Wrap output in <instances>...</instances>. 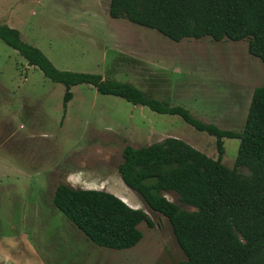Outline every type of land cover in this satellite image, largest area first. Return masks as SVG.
Returning a JSON list of instances; mask_svg holds the SVG:
<instances>
[{
  "label": "rangeland",
  "instance_id": "374dc122",
  "mask_svg": "<svg viewBox=\"0 0 264 264\" xmlns=\"http://www.w3.org/2000/svg\"><path fill=\"white\" fill-rule=\"evenodd\" d=\"M110 0H9L19 6L24 42L57 68L130 83L149 98L181 106L197 120L241 132L264 62L247 41L209 37L172 42L154 30L108 14ZM16 5V6H17ZM0 41V264H178L185 256L168 221L151 212L122 182L125 146L141 148L172 137L216 160L215 138L178 116L160 115L89 86L52 83ZM25 79V83H24ZM238 140L224 139L222 164L233 168ZM238 171L247 175L244 168ZM89 181L144 211L140 242L127 250L92 244L52 204L59 184ZM100 181V182H99ZM68 185V184H67ZM166 199L182 210L174 193Z\"/></svg>",
  "mask_w": 264,
  "mask_h": 264
},
{
  "label": "trees",
  "instance_id": "16d2710c",
  "mask_svg": "<svg viewBox=\"0 0 264 264\" xmlns=\"http://www.w3.org/2000/svg\"><path fill=\"white\" fill-rule=\"evenodd\" d=\"M108 14L154 30L172 42L209 37L215 42L247 41V52L264 62V0H110ZM0 41L15 50L28 67L64 87V111L75 86H89L102 96L169 116L215 138L213 160L177 138L149 146H125L117 172L153 212L165 218L185 256L178 264H264V87L255 88L241 132L222 130L194 118L181 106L149 98L130 83L100 74L58 70L18 30L0 26ZM238 140L233 168L222 164L223 140ZM244 168L247 175L238 169ZM174 193L186 211L168 201ZM53 206L94 245L127 250L142 239L138 225L154 224L114 194L59 184Z\"/></svg>",
  "mask_w": 264,
  "mask_h": 264
},
{
  "label": "crops",
  "instance_id": "0c3cea01",
  "mask_svg": "<svg viewBox=\"0 0 264 264\" xmlns=\"http://www.w3.org/2000/svg\"><path fill=\"white\" fill-rule=\"evenodd\" d=\"M16 5H17V3L12 6V4L9 3V0H0V26L6 25L9 28H13V29L17 28L18 29L19 23L17 22V19H18L19 14L21 13V11L19 12V8H18L19 6L18 5L16 6ZM25 64H26V62H25ZM26 68H27L26 70L29 71L30 70L29 68H31V67L27 66ZM24 83H25V79H24ZM66 182H67L66 184H68L71 188L77 189V187H79V186H83L84 184H88L89 181H84V180L83 181H77L75 178H72L70 181L68 180ZM83 182H85V183L83 184ZM83 190H90V189L83 188ZM92 190H98V189H92ZM118 198L121 199V198H125V197L122 196V197H118ZM133 209H136V207H134Z\"/></svg>",
  "mask_w": 264,
  "mask_h": 264
},
{
  "label": "water",
  "instance_id": "95a60500",
  "mask_svg": "<svg viewBox=\"0 0 264 264\" xmlns=\"http://www.w3.org/2000/svg\"><path fill=\"white\" fill-rule=\"evenodd\" d=\"M124 202V201H123ZM146 214V213H145ZM147 215V214H146Z\"/></svg>",
  "mask_w": 264,
  "mask_h": 264
}]
</instances>
